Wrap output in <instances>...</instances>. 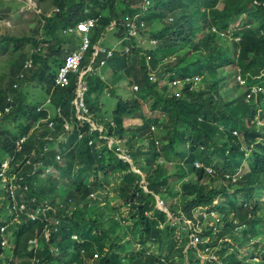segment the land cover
<instances>
[{"label": "trees", "instance_id": "obj_1", "mask_svg": "<svg viewBox=\"0 0 264 264\" xmlns=\"http://www.w3.org/2000/svg\"><path fill=\"white\" fill-rule=\"evenodd\" d=\"M35 1L43 10L30 15V32L10 30L12 5L0 8V69L17 91L0 87V110L11 106L0 114V169L6 162L13 174L0 175V264H264V92L255 104L246 98L264 86V0H152L148 11L141 0H51V14L50 0ZM89 18L96 24L78 71L54 85L65 53L84 40L77 23ZM132 28L156 44L142 46ZM128 35V52L101 51ZM29 72L25 81L42 90L31 100L21 89ZM49 95L54 116L40 106ZM22 203L42 212L21 213ZM197 205L221 221L214 229L205 219L190 247L186 220L201 224Z\"/></svg>", "mask_w": 264, "mask_h": 264}, {"label": "clouds", "instance_id": "obj_2", "mask_svg": "<svg viewBox=\"0 0 264 264\" xmlns=\"http://www.w3.org/2000/svg\"><path fill=\"white\" fill-rule=\"evenodd\" d=\"M149 1V2H148ZM152 3H153V1L152 0H141V7L144 9V11H148L149 10V7L152 5ZM138 5H139V3H138ZM53 11V10H52ZM51 12V11H50ZM48 14H50V13H48ZM138 15H140V13H137L135 16H138ZM89 19H94V21H95V23L94 24H96V19L95 18H89ZM88 19H86V20H82V21H79L78 23H77V25H76V31H79V32H81V34L82 35H84L85 36V31H87L89 28H91V27H89V28H87V29H84V28H82L81 26H80V24H83V23H85L86 21H87ZM73 30V28H71L70 30H68V31H66V32H71ZM129 33H130V31H129ZM131 34V33H130ZM134 34H137L138 36L139 35H141V34H139L138 33V30L136 31V33H134ZM223 35V34H222ZM224 36H226V35H224ZM237 37H235V39H236ZM129 40V35L128 36H125V37H123V38H119V40H112V41H110L109 42V44L107 45V46H102L100 49H101V51H106V55H107V57H110V56H112V54H113V52H114V50L115 49H118L119 51L120 50H125L126 52H128L129 51V49H130V46L127 44V43H124V41L125 40ZM138 39H139V37H138ZM237 40V39H236ZM84 41V40H83ZM83 41L81 42V46L78 48V49H76V50H73V51H67L66 53H65V58H64V62H63V64L62 65H60V66H57V73H56V76L55 77H57V75H58V73H59V70H60V67L61 66H63L64 65V63H65V59H66V57L69 55V54H72L73 52H75V51H82L83 52V54H82V58L80 59V61H79V63H78V67H77V69L79 68V64L82 62V60H83V56H84V53L88 50V48H89V45H90V42H89V45L87 46V48H82V45H83ZM42 46V45H41ZM102 63H104V61H102ZM27 64H31V62L29 61ZM74 70V71H70L69 72V74H68V77H71V75H72V73H75V72H77L78 70ZM101 69V68H100ZM99 69V71L101 72V70ZM230 69H237L238 71H239V69L238 68H236V66H234V67H230ZM30 74H31V72H29V73H27L24 77H23V79L21 80L22 82L23 81H25L29 76H30ZM17 75H19L18 77H22L24 74L23 73H20V74H17ZM104 76H106V72L104 73L103 72V74H102V77H104ZM154 79H156V77L155 76H153V75H151ZM18 77H16L17 79H18ZM239 78V82L241 83V84H244V79H242L241 77H238ZM198 79H200V76H194V77H187V80H182L178 85L180 86L181 84L183 85L184 83H187V82H190V81H196V80H198ZM85 81L86 80H82V79H80L79 80V82H78V89H79V98H78V104H79V99H80V97H81V94H80V92H81V90H83V95H82V97L84 98V95H85V92H86V90L83 88L86 84H85ZM34 82V81H33ZM30 83L32 84V82H26L25 81V83H23L22 84V86L21 87H24V86H27V85H30ZM68 83H69V81H68ZM68 83H66V84H68ZM176 83H177V81H176V79L175 80H173V84L174 85H176ZM54 85H61V84H54ZM63 85H65V84H63ZM14 87H19V84H17V83H14ZM130 89H138V87H137V84H133L132 86H131V88ZM247 88H245L243 91H245ZM253 91H254V95L252 96L251 95V92L249 91L248 92V94H247V99L248 100H250V102L251 103H256V99H257V96H258V94H260L261 92H264V86L262 85V86H254V87H252L251 88ZM36 96V94H33V96ZM12 97V96H11ZM11 97L9 96L8 97V99L10 100V102H9V105H10V103H11ZM29 97H30V94H29ZM32 97V96H31ZM32 99V98H31ZM50 104H51V99H50V95L46 98V100H45V102L43 103V104H41L40 106H42V105H44V106H48V107H50ZM40 106L38 107V109H40ZM79 107L80 108H82V110H84V112H88V107L85 105V103H84V107H82V106H80V104H79ZM51 108V107H50ZM260 109H261V107H260ZM11 110V106H7V107H5V109L4 110H0V114L1 115H5V114H7L9 111ZM50 111H51V114H50V116H54V114L56 113V110H53L52 108L50 109ZM3 112V113H2ZM57 112H58V110H57ZM8 122V121H7ZM49 125H51V126H54L53 124H51V123H48ZM261 124H263V122L261 123ZM260 124V125H261ZM39 124H38V122L36 123V124H34V126H32L31 127V132H33V130L35 129V127H37ZM59 146L60 145H58V149H59ZM58 151V150H57ZM128 153V152H127ZM130 155V154H129ZM125 160H130L131 162L133 161V159H132V157H131V155H130V158L129 159H125ZM198 165V164H197ZM4 167H6V162H4L3 163V166L1 167V169L2 168H4ZM137 168V167H136ZM0 169V170H1ZM207 169V171L209 172V173H214V169L212 168V167H207L206 168ZM137 172L138 173H140V174H142L141 173V170L140 169H138L137 168ZM143 176H144V174H143ZM240 176H236V175H232L231 176V179H233V180H236L237 178H239ZM205 181V180H204ZM225 181L226 180H223V183H225ZM155 197H157L158 199H159V201H161V202H164L165 203V201L160 197V196H157V195H155ZM219 200L218 199H215L214 200V202L215 203H217ZM166 204V203H165ZM213 206H214V204L212 203L211 205H210V207L212 208V209H214L213 208ZM21 213L22 212H26V213H28V214H30L32 217H36V214H37V212H42V209H41V211H38L37 209L36 210H26V205L24 204V203H22L21 204ZM41 208V207H40ZM160 209H162L163 211H166L168 214H169V216L170 217H172L173 216V214L172 213H170V211H169V208L167 207V205L166 206H164V207H161ZM20 213V214H21ZM194 216L195 217H199V219H200V222H201V224H202V227H201V224L199 223V221L198 222H194V221H191L190 219H187L186 220V223H188V224H190V225H192L193 224V232H192V234H191V238H190V242H189V246L190 247H194V246H196V244L198 243V242H200V238H202V235H201V233H202V231H203V229H204V223H205V219H207L208 220V223L207 224H205V225H211V226H214V229H216V224L217 223H219L220 221H221V218L219 217V215H218V213L217 212H213V211H211L209 208H207V207H205V206H203V205H197L196 206V209H195V213H194ZM20 218V215H18V216H13V219H12V221H17L18 219ZM173 218V217H172ZM175 219H176V217H174ZM2 227V229H4L6 226H1ZM11 238V234L8 236V237H6L1 243H2V245H4V246H6V248L7 247H10L11 246V244L9 243V239ZM223 240H230V237H226V238H224V239H220L219 240V243H221ZM30 242L31 243H33V244H35V245H38V241H37V238H32V239H30ZM8 250V249H7ZM242 250H244L245 251V249L244 248H242ZM94 252H97V251H94ZM246 252V251H245Z\"/></svg>", "mask_w": 264, "mask_h": 264}, {"label": "rangeland", "instance_id": "obj_3", "mask_svg": "<svg viewBox=\"0 0 264 264\" xmlns=\"http://www.w3.org/2000/svg\"><path fill=\"white\" fill-rule=\"evenodd\" d=\"M21 1L23 2L21 5H22V8L20 9V11H23V17H21L20 19H18L17 17H18V15H19V13H18V9L19 8H17V7H15V6H17V3H21ZM52 2H54V1H49V3H51V4H49V8H50V10H49V12L48 13H50L51 14V12L50 11H52V9H56L57 7V5L55 4V3H52ZM12 5V8H13V16L10 14L9 15V17L8 18H3L4 19V21H5V23L9 26L8 28L10 29V30H12V31H16L17 33H19V32H30L31 31V29H32V25L30 26L29 25V23L32 21V17H30V15L31 14H33V11H38L37 13H39L40 11H42L43 10V6H38L37 8L35 7V5H36V3H35V0H0V8L1 7H4V6H7V5ZM30 5V6H29ZM16 17V18H15ZM8 21H9V23H8ZM2 23H3V21H2ZM0 31H5V30H0ZM78 34H81V32H79V31H76ZM73 33H75V31L73 32ZM130 34V33H129ZM131 34H134V33H131ZM110 35V33H108V36ZM139 37V42H140V44L142 45V46H150L151 44H156V40L155 39H148V42L146 41V39H144L143 38V36L142 35H139L138 36ZM81 41V40H80ZM83 41V40H82ZM6 56H5V58H3V60H6V59H9L10 57H13L14 58V55H12V56H10L9 54H5ZM101 70V72H103L102 71V68L100 69ZM91 71H92V69H91ZM104 71H105V69H104ZM107 71V70H106ZM110 71V70H109ZM2 73H6V71H4V70H2V69H0V87H3L4 89H5V87L7 88V81H8V78H10V76L8 75V74H5V76H6V78L5 79H3L2 78ZM111 73V72H110ZM19 75H17L16 77H18ZM15 77V78H16ZM1 79H3V81H4V84L2 83V81H1ZM176 79V78H175ZM183 80V79H182ZM182 80H180V79H176V81H177V83H176V86L175 87H178V84L182 81ZM185 80H187V77L185 78ZM125 81H122L120 84L121 85H125ZM19 88V87H18ZM17 88V89H18ZM8 89V88H7ZM21 89H22V91H24V92H26L27 94H30V100H31V96H33V94H38V93H41V85L37 82V81H34V82H32V84L30 83V85H27V86H24V87H21ZM8 91H10L11 92V94H13L14 95V93L15 92H17V91H13V90H11V89H8ZM104 98L106 99V97L104 96ZM108 100V104H109V106H108V104H107V106L108 107H112L113 106V104H114V100L113 99H107ZM143 108H145L147 111H149V108H148V106H147V104L146 103H144V105H143ZM149 113H150V111H149ZM136 120H133V119H127L126 120V124H136V122H135ZM118 150L119 149H121V154H122V158H124V159H128L127 158V156L125 157V156H123L124 155V153L122 152V151H124L125 149L124 148H117ZM54 150L55 151H57L58 150V145H55L54 146ZM120 151V150H119ZM56 157L58 158L59 157V155L57 154L56 155ZM130 161V160H129ZM131 162V161H130ZM132 167L136 170V171H138L137 170V168H136V166H134V165H132ZM38 168H44L45 169V171H44V175H48L50 172H51V169L50 168H45L44 167V165H39L38 167H37V169ZM6 171H7V169H6V167H4V168H2L1 170H0V175H8V176H12L13 174L11 173V172H9V173H6ZM61 199V198H60ZM57 200L56 201V203H59V202H61V200ZM156 201L157 202H159V199L156 197ZM205 207H207V206H205ZM208 208V207H207ZM213 212H216L215 210L213 211Z\"/></svg>", "mask_w": 264, "mask_h": 264}, {"label": "built area", "instance_id": "obj_4", "mask_svg": "<svg viewBox=\"0 0 264 264\" xmlns=\"http://www.w3.org/2000/svg\"><path fill=\"white\" fill-rule=\"evenodd\" d=\"M94 23H95L94 19H88L85 23L80 24V26L84 29H87V28L93 26ZM136 31H137V29H135V28L130 29V33H136ZM88 45H89V39L85 35L82 48H87ZM82 54H83L82 51H75L66 57L65 63L63 66L60 67L59 73L57 75V84L63 85V84L68 83V81H69L68 74L70 71H74L77 69L78 63H79L80 59L82 58ZM80 94H81V97L79 99V104H80V106L84 107V102H83V97H82L83 90H81Z\"/></svg>", "mask_w": 264, "mask_h": 264}, {"label": "bare ground", "instance_id": "obj_5", "mask_svg": "<svg viewBox=\"0 0 264 264\" xmlns=\"http://www.w3.org/2000/svg\"><path fill=\"white\" fill-rule=\"evenodd\" d=\"M35 3H36V1H35ZM30 6V5H29ZM35 7L37 8L38 6H37V3H36V5H35ZM71 27V26H70ZM70 27H68V28H70ZM74 30V29H73ZM29 61H26V63H28ZM70 79H71V77H69V81H70ZM57 83V77H55L54 78V84H56ZM85 90L87 89V86L85 85L84 87H83ZM123 156H127V158L129 159L130 158V155H129V153H124V155ZM9 167H7L6 169H8ZM233 175V174H232ZM234 175H236V174H234ZM227 176H229V175H227ZM161 204L164 206V202H161ZM38 211H41V208L40 207H37L36 208ZM184 230V229H183ZM187 232V231H186ZM190 237V236H189ZM191 238V237H190ZM186 242H187V240H186ZM188 244V243H187ZM191 249V248H190Z\"/></svg>", "mask_w": 264, "mask_h": 264}, {"label": "crops", "instance_id": "obj_6", "mask_svg": "<svg viewBox=\"0 0 264 264\" xmlns=\"http://www.w3.org/2000/svg\"><path fill=\"white\" fill-rule=\"evenodd\" d=\"M50 10V9H49Z\"/></svg>", "mask_w": 264, "mask_h": 264}]
</instances>
